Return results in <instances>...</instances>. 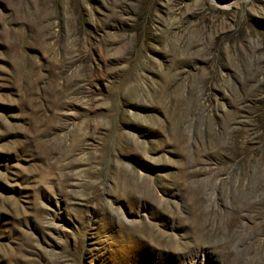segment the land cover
<instances>
[{"label": "rangeland", "instance_id": "374dc122", "mask_svg": "<svg viewBox=\"0 0 264 264\" xmlns=\"http://www.w3.org/2000/svg\"><path fill=\"white\" fill-rule=\"evenodd\" d=\"M0 264H264V0H0Z\"/></svg>", "mask_w": 264, "mask_h": 264}]
</instances>
